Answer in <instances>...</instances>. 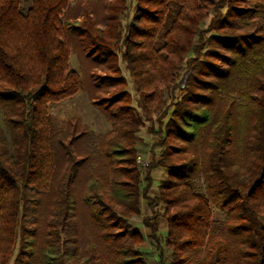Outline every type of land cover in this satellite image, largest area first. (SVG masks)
I'll return each instance as SVG.
<instances>
[{
	"label": "trees",
	"instance_id": "trees-1",
	"mask_svg": "<svg viewBox=\"0 0 264 264\" xmlns=\"http://www.w3.org/2000/svg\"><path fill=\"white\" fill-rule=\"evenodd\" d=\"M71 1L0 0V264H146L142 199L170 264H264V0H100L101 26L65 16ZM69 35L116 90L94 101L106 134L49 114L82 90ZM119 56L158 137L144 187ZM153 167L168 180L149 197Z\"/></svg>",
	"mask_w": 264,
	"mask_h": 264
},
{
	"label": "rangeland",
	"instance_id": "rangeland-1",
	"mask_svg": "<svg viewBox=\"0 0 264 264\" xmlns=\"http://www.w3.org/2000/svg\"><path fill=\"white\" fill-rule=\"evenodd\" d=\"M32 0H24L26 6L31 4ZM131 1V0H130ZM84 9H88L98 25H103L105 22L104 14L107 12L103 7L100 0H72L65 16H82ZM124 23L129 19V11L125 12V16L122 15ZM69 43L71 48L69 58V68L78 73L82 83V90L73 95L70 98L60 100L48 105L49 114L58 122L65 123L71 121L76 123L80 129H86L88 131H94L99 134H106L112 130V124L107 120L104 113L96 107L94 101L100 97L107 96L109 92L116 91L115 89L108 88H96L94 82V74H105L107 68L105 65L100 64L91 57L87 56V51L84 47L81 38L75 35H69ZM119 66L123 76L127 83L125 89L129 91L132 97V106L136 109L137 114L144 120V125L139 127L137 133L138 138L141 139L137 143V163L141 172L142 187L146 186L144 177L148 167L153 166L156 159L159 158L160 148L155 146V142L158 137L155 136L150 130L153 122L148 121L141 111L139 104V96L137 95L133 82L126 70L124 61L119 56ZM157 116L153 115V120H156ZM157 124L155 123V127ZM0 126L4 136L9 137V131L5 123V112L0 106ZM64 168V167H63ZM83 173V172H82ZM84 174V173H83ZM151 185L148 190L149 197H155L159 195L160 186L165 184L168 180L167 173L162 167H153L150 171ZM141 216L134 217L131 220L133 227L141 231L144 236V242L140 246L143 259L146 264H160L159 253L160 250L164 254V264H170L172 250L163 242V237L167 233V222L164 218H158L159 230L157 236L160 238L159 247L155 242L149 238L150 229L144 225L143 219L151 215V210L148 207V200L142 199L141 201ZM83 215V214H82ZM81 215V218H83Z\"/></svg>",
	"mask_w": 264,
	"mask_h": 264
}]
</instances>
